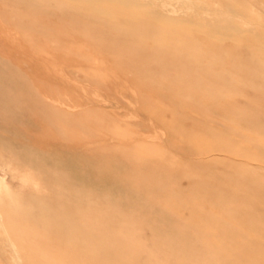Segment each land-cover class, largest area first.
Segmentation results:
<instances>
[{
	"label": "rangeland",
	"instance_id": "1",
	"mask_svg": "<svg viewBox=\"0 0 264 264\" xmlns=\"http://www.w3.org/2000/svg\"><path fill=\"white\" fill-rule=\"evenodd\" d=\"M191 1L195 4L191 9H179L157 0H0V215L18 246L29 242L45 243L40 244L45 249L62 245L61 254L71 255L74 252L65 249L69 245L66 242L80 239L82 246L95 242L99 248V242L109 250L110 254L104 250L101 255L140 254L137 258L142 264L166 259L164 254L169 252L172 262L178 256L181 262V257L189 253L192 264H264V36H256L253 42L231 36L238 26L242 32L253 33L250 25L259 23L251 16V0ZM221 3L233 8L227 6L218 15L215 12ZM197 4L202 11L194 9ZM204 8L212 11L207 15L212 18L199 17L206 15ZM259 11L264 15V9ZM228 21L232 27L206 26L213 22L230 24ZM15 37L19 41L15 42ZM222 38L232 40L223 42ZM124 87L127 90L123 92ZM143 97L149 100L145 103ZM157 111L161 113L156 114ZM148 117L154 119V129L148 126L152 124ZM158 129L162 138L157 135V141L158 137L151 133L158 134ZM128 152L133 153L131 157ZM106 154L107 162L103 160ZM48 157L59 159L54 164V159L47 160ZM121 158L127 161L122 164ZM130 163L135 168L141 165L137 170L143 172L136 171ZM126 166L133 169L132 174ZM122 168L123 172L126 170L125 177ZM117 169L122 181L133 176L134 180L126 183L134 182L136 189L134 183L124 186L116 182L121 181ZM79 182L85 187L77 185ZM101 195L114 201L109 204ZM122 195L127 197L123 199L125 203ZM42 197L48 198L44 201ZM144 200L148 202L143 206ZM142 206L149 209L144 211ZM92 207H97L93 214ZM150 208H155L156 214ZM145 215L149 217L144 219ZM69 217L79 221L76 224ZM145 223L148 231L159 230L161 237L157 232H147ZM128 225H134L138 233ZM84 227L92 232H86ZM114 232L116 237L124 235L119 236L121 242L112 236ZM145 232L149 239L144 237ZM134 237L141 238V242ZM105 238L113 244L106 243ZM167 241L180 248L173 244L169 247ZM117 248L123 250L119 252ZM36 253L55 254L50 250ZM22 255L24 264H32Z\"/></svg>",
	"mask_w": 264,
	"mask_h": 264
},
{
	"label": "bare ground",
	"instance_id": "2",
	"mask_svg": "<svg viewBox=\"0 0 264 264\" xmlns=\"http://www.w3.org/2000/svg\"><path fill=\"white\" fill-rule=\"evenodd\" d=\"M157 1H160V2H162V3H166V4H170L172 7H174V8H179V9L184 8V7H185L186 9H191V8L195 5L194 2L191 1V0H157ZM199 1H200V0H199ZM263 3H264V0H251V2H250V6H251V14H252L251 16H253L254 21H257V22H259V23H256V24H253V25H250L251 28L254 30L253 33H245V32H242V31H241V28H242V27H241V26H238V28L236 29V31L231 32V36H235V37H234L235 40H238V41H240V40H242V41H243V40H248V41H250V42H253V40H254V38H255L256 36H264V15H262V14H261L262 12L259 11V10H261V9H264ZM221 4H222V3H221ZM227 6H228L229 8H233L232 5H227ZM227 6L222 4V6H221V8L218 10V12H215V13L218 14V15H219V13H223L224 8H227ZM200 7H201V5H200V4H197V7H195L194 9H196L197 11H202V8H200ZM207 8H208V7H207ZM207 8H206V9H205V8L203 9L204 14H206V15H199V17L204 18L205 20H208L209 18H212V17L207 16L208 14H212V11H211V12H208ZM214 20H215V19H214ZM261 21H263V24H260ZM228 22H230V21H228ZM0 24H1V23H0ZM231 25H232L231 22H230V24H227V23L219 24V23H217V22H213V23L207 24L206 26L209 27V28L216 29V28H220V27H222V28H225V27H226V28H227L228 26H231ZM231 27H232V26H231ZM0 28H2V26H1ZM245 28H246V26H245ZM209 34L214 35L213 33H209ZM247 34H251V35L249 36V35H247ZM8 35H9V34H8ZM9 36H10V35H9ZM11 36H12V35H11ZM13 36H14V35H13ZM253 36H254V37H253ZM7 37H8V36H7ZM251 37H252V40H250ZM11 38H12V37H11ZM7 39H8V38H7ZM223 39H225V40H232V39L222 38V40H223ZM14 40H15V42H16V41H19L18 39L16 40V37L14 38ZM20 40H21V39H20ZM225 40H223V42H225ZM21 41H22V40H21ZM223 42H221V43H223ZM219 43H220V42H219ZM12 44H13V41H12ZM20 45H21V44H20ZM24 45H25V44H24ZM26 48H27V47H26ZM29 49H30V48H29ZM27 57H28V54H27ZM30 57H31V56H30ZM35 57H36V56H35ZM39 59H40V58H39ZM48 62H50V61H48ZM53 64H54V63H53ZM79 64H80V63H79ZM58 66H59V65H58ZM41 71H42V70H41ZM48 71H49V70H48ZM107 71L109 72V70H107ZM31 72H32V71H31ZM54 73H55V72H54ZM60 73H61V72H60ZM109 74H110V73H109ZM117 76H119V75H117ZM82 77H83V76H82ZM84 78H85V77H84ZM113 78L115 79L116 77H113ZM117 78H118V80H119L120 77H117ZM64 79H65V78H64ZM74 79H75V78H74ZM2 80H3V79H2ZM120 80H121V79H120ZM72 81H73V80H72ZM72 81H70V82H72ZM78 81H79V80H78ZM116 81H117V80H116ZM66 82H67V80H66ZM119 82H120V81H119ZM125 82H126V80H125ZM127 83H129V82H127ZM65 85H66V84H65ZM68 85H69V82H68ZM70 85H72V84H70ZM124 85L126 86V85H128V84H124ZM72 86H73V85H72ZM121 86H122V85H121ZM129 86H130V84H129ZM73 87H74V86H73ZM124 88H126V89H122V91H123V90H124V91L127 90V87H124ZM117 89H118V88H117ZM117 89H116L115 91H118ZM119 90H121V89H119ZM209 90H210V89H209ZM124 91H123V92H124ZM215 91H216V90H215ZM74 92H75V91H74ZM132 92H133V91H132ZM96 93H97V92H96ZM127 93H128V92H127ZM84 95H85V94H84ZM99 95H100V93H99ZM99 95H98V96H99ZM134 95H135V94H134ZM87 96H88V95H87ZM140 96H142V95H140ZM86 98H88V97H86ZM89 98H90V97H89ZM89 98H88V99H89ZM91 98H92V97H91ZM143 98L146 100V101L143 100L145 103L147 102V100H149L148 98H145V97H143ZM210 99H211V98H210ZM88 101H89V100H88ZM132 101H133V100H132ZM90 102H91V101H90ZM107 102H108V101H107ZM107 102H106V104H107ZM128 102H129V101H128ZM159 102H161V101H159ZM91 103H92V102H91ZM139 104H140V103H139ZM142 104H143V103H142ZM107 105H108V104H107ZM109 105H110V104H109ZM117 105H119L118 107H120V104H117ZM132 105H133V104H132ZM219 105H220V104H219ZM159 106L161 107L162 104L160 105V103H159ZM144 107H146V106H144ZM135 108L137 109L136 106H135ZM133 109H134V107H133ZM114 110H116V109H114ZM134 110H135V109H134ZM185 110H186V109H185ZM185 110H184V112H185ZM189 110H190V109H189ZM159 111H161V109H160ZM163 111H166V110H163ZM163 111H162V112H163ZM181 111H182V110H181ZM134 112H135V111H134ZM136 112H137V110H136ZM140 112H141V111H140ZM145 112H146V111H145ZM173 112H174V111H173ZM221 112H222V111H221ZM157 113H161V112H158V111H157L156 114H157ZM167 113H168V111H167ZM175 113H176V112H174L173 114H175ZM113 114H114V113H113ZM131 114H132V112H131ZM146 114H147V113H146ZM178 114H179V113H178ZM186 114H187V112H186ZM147 115H150V114H147ZM159 115H162V114H159ZM163 115H164V112H163ZM188 115H189V114H188ZM121 116H123V115H121ZM131 116H132V115H131ZM135 116L141 117L139 114H136ZM135 116H133V117H135ZM151 116H152V115H151ZM111 118H112V117H110V120H111ZM142 118H143V117H142ZM133 119H134V118H133ZM136 119H137V118H136ZM148 119H149V117H148ZM150 119H151V117H150ZM150 119H149V122L151 121L150 123H152L154 119H153V118H152L153 120H150ZM176 119H177V118H176ZM179 119H180V118H179ZM144 121L147 122L148 120H147V121L144 120ZM144 121H142V122H144ZM174 121H175V120H174ZM145 122H144V123H145ZM146 124H147V123H146ZM147 125H148V124H147ZM151 125H152V126H151ZM148 126L153 127L154 124L152 123V124H150V125H148ZM148 126H147V127H148ZM157 128H158V127H157ZM159 128H160V127H159ZM164 128L167 130L166 127H164ZM153 129H154V127H153ZM155 129H156V128H155ZM160 129H161V128H160ZM162 130H163V129H161V131H162ZM159 131H160V130L158 129V134H156V132H155V134H152V133H154V132H152L151 135H154V136L156 135V136H157V135H159V133H160ZM162 132H163V131H162ZM160 134H162V133H160ZM163 134H164V133H163ZM168 134H169V133H168ZM148 135H150V134H148ZM151 135H150V136H151ZM156 136H155V137H156ZM159 136H160V135H159ZM159 136H157V137H158V138H157V141L160 139ZM166 136H167V135H166ZM146 137H147V136H145V138H146ZM148 137H149V136H148ZM152 137H153V136H151V138H152ZM160 137L162 138V136H160ZM163 137H164V135H163ZM165 138H166V137H165ZM168 138H169V136H168ZM168 138H167V139H168ZM148 140L150 141V139H148ZM153 140H156V139L154 138ZM151 141H152V139H151ZM160 141H162V143H163V140H162V139H161ZM165 141H166V139H165ZM163 144H164V143H163ZM156 147L159 148L160 146H156ZM156 147H155V148H156ZM168 147H169V146H168ZM171 148H172V147H171ZM123 149H124V148H123ZM140 149H141V148H139V151H140ZM146 149H147V148H146ZM153 149H154V148H152V150H153ZM120 150H122V149H120ZM141 150H142V149H141ZM143 150H144V149H143ZM143 150H142V152H143ZM144 151H145V150H144ZM173 151L175 152V150H173ZM22 152H24V150H23ZM25 152H26V151H25ZM119 152H120V151H119ZM121 152H122V154H124L123 151H121ZM121 152H120L119 154H121ZM142 152H141V153H142ZM148 152H149V149H148ZM148 152H147V153H148ZM150 152H151V151H150ZM28 153H29V152H28ZM28 153H27V154H28ZM101 153H102V152H101ZM109 153H110V152H109ZM112 153L118 154L117 152H114V151H112ZM128 153H129V152H128ZM131 153H132V152H130L128 155H130ZM21 154H22V153H21ZM23 154H24V153H23ZM31 154H32V152H31ZM33 154L35 155V152H34ZM33 154H32V156H34ZM115 154H114V155H115ZM122 154H121V155H122ZM132 154H133V153H132ZM132 154H131V155H132ZM148 154L151 155L150 153H148ZM173 154H174V153H173ZM29 155H30V154H29ZM36 155H37V154H36ZM36 155H35V156H36ZM42 155H43V153H42ZM101 155H102V154H101ZM101 155H100V157H101ZM109 155H111V154H109ZM124 155H125V154H124ZM124 155H123V157H124ZM131 155H130V157H131ZM134 155L136 156V153H134ZM137 155H138V154H137ZM142 155H143V154H142ZM22 156H24V155H22ZM25 156H26V155H25ZM37 156H38V155H37ZM118 156H119V155H118ZM135 156H134V157H135ZM139 156H140V152H139ZM151 156H152V155H151ZM175 156H176V155H175ZM26 157H27V156H26ZM40 157H41V156H40ZM40 157H39V158H40ZM65 157H66V156H65ZM92 157H93V156H92ZM103 157H104V155H103ZM107 157H108V156H107V154H106V157H104L103 160H106L105 158H107ZM110 157L113 158L114 156L111 155ZM125 157H127L128 161H129L130 158H128V156H127V152H126V156H125ZM125 157H124V158H125ZM132 157H133V156H132ZM157 157H158V156H157ZM157 157H156V159H157ZM36 158H38V157H36ZM41 158L43 159V156H42ZM41 158H40V159H41ZM117 158H119V157H116V156H115V159H117ZM135 158H136V157H135ZM140 158H141V156H140ZM21 159H25V158H21ZM27 159H28V158H27ZM29 159H30V158H29ZM34 159H35V158H34ZM44 159H45V158H44ZM44 159H43V160H44ZM48 159H51V160L54 159V161L52 160L53 163H54L55 160H56V159H59V158H56V159H55V158L48 157L47 160H48ZM60 159H61V158H60ZM66 159H67V158H66ZM71 159H72V157H71ZM113 159H114V158H113ZM113 159H112V160H113ZM121 159H123V158H121ZM136 159H137V158H136ZM141 159H142V158H141ZM67 160H69V159H67ZM77 160H78V159H77ZM82 160H84V159H82ZM85 160H86V159H85ZM107 160H108V159H107ZM107 160H106V162H107ZM110 160H111V159H110ZM117 160H120V159H117ZM134 160H135V159H134ZM146 160H147V159H146ZM157 160H158V159H157ZM157 160H155V161L158 162L159 160H158V161H157ZM18 161H19V160H18ZM24 161H25V160H24ZM27 161H28V160H27ZM36 161H38V160H34V162H36ZM45 161H46V159H45ZM52 161H51V162H52ZM74 161L76 162L75 159H74ZM90 161H91V160H90ZM108 161H109V160H108ZM114 161L116 162V160H114ZM125 161H127V160H126V159H125V160L123 159V160H122V164H123V162H125ZM131 161H132V160H131ZM135 161H137V160H135ZM7 162H8V160H7ZM28 162H29V161H28ZM34 162H33V163H34ZM39 162L41 163V161H39ZM39 162H38V163H39ZM56 162H57V160H56ZM64 162H65V161H62V164H64ZM71 162H72V161H71ZM101 162H102V161H101ZM104 162H105V161H104ZM112 162H113V161H112ZM117 162H118V161H117ZM129 162H130V161H129ZM133 162H134V161H133ZM142 162H143V161H142ZM14 163H15V161H14ZM16 163H17V162H16ZM26 163H27V162H26ZM36 163H37V162H36ZM40 163H39V164H40ZM77 163H78V162H77ZM95 163H96V162H95ZM119 163L121 164V162H118V164H119ZM134 163H135V162H134ZM148 163H149V162H148ZM22 164H23V163H22ZM22 164H21V166H22ZM31 164H32V163H31V161H30V165H31ZM45 164H46V163H45ZM45 164H44V165H45ZM54 164H55V163H54ZM65 164H66V163H65ZM90 164H92V163H90ZM102 164H103V163H102ZM110 164H111V161H110ZM120 164H119V165H120ZM126 164H127V163H126ZM126 164H124V165H126ZM140 164H141V162H140ZM142 164H143V163H142ZM142 164H141V165H142ZM158 164H159V163H158ZM162 164H163V162H162ZM17 165H18V164H17ZM25 165H26V164H25ZM40 165H41V164H40ZM42 165H43V163H42ZM66 165H67V164H66ZM75 165H76V164H75ZM79 165H80V163H79ZM124 165H123V167H124ZM130 165H131V163H130ZM134 165H135V164H133V166H134ZM136 165H137V162H136ZM141 165H140V166H141ZM143 165H145V164H143ZM19 166H20V165H19ZM31 166H32V165H31ZM33 166H35V165H33ZM37 166H39V165H37ZM37 166H35V167H37ZM47 166H48V165H47ZM59 166H60V165H59ZM64 166H65V165H64ZM69 166H70V165H69ZM69 166H68V167L66 166V168L71 169ZM91 166H92V165H91ZM93 166H94V164H93ZM93 166H92V168H93ZM95 166L97 167V165H95ZM100 166H101V165H100ZM108 166H109V164H108ZM113 166H114V165L112 164V167H113ZM128 166H129V165H128ZM128 166H126V167H127V171H129V172L132 174V172H131V171H133L132 168H135V167H133V166L131 165L132 168H129ZM140 166L138 165L137 168H139ZM29 167H30V166H29ZM35 167H34V168H35ZM39 167H40V166H39ZM41 167H42V166H41ZM44 167H45V166H44ZM49 167H50V166H49ZM52 167H53V166H52ZM102 167H103V166H102ZM110 167H111V166H109V168H110ZM114 167H116V164H115ZM114 167H113V168H114ZM120 167H122V166L120 165ZM147 167H149V166H147ZM15 168H16V167H15ZM19 168L23 169V167H19ZM32 168H33V167H32ZM42 168H43V167H42ZM90 168H91V167H90ZM90 168H89V169H90ZM116 168H117V167H116ZM137 168H135L136 171H138V170L140 169V168H139V169L137 170ZM149 168H150V167H149ZM149 168H148V169H149ZM51 169H52V168H51ZM58 169H61V167H59ZM100 169H101V168H100ZM102 169H103V168H102ZM118 169H119V167H118ZM118 169H117V171H118ZM125 169H126V168H125ZM129 169H130V170H129ZM141 169H143V168H141ZM151 169H152V168H151ZM151 169H149V170H151ZM19 170H20V169H19ZM37 170H40V169H37ZM37 170H36V171H37ZM42 170H43V169H42ZM44 170H45V168H44ZM53 170H54V169H53ZM62 170H63V169H62ZM84 170H85V169H84ZM84 170H82V172H83ZM95 170H97V168H96ZM113 170H115V169H113ZM120 170H121V168H120ZM120 170H119V171H120ZM146 170H147V168H146ZM34 171H35V170H34ZM45 171H47V168H46ZM59 171H60L61 173H64V172H62L61 170H59ZM102 171H103V170H102ZM119 171H118V173H119ZM139 171H140V173L143 172V170H139ZM50 172H51V171H50ZM56 172H57V171H56ZM69 172H70V171H69ZM69 172H68V173H69ZM91 172H92V171H91ZM93 172H94V171H93ZM98 172H100V171H98ZM105 172H107V173H111L112 170H111V172H110V170H109V172H108V170L105 171ZM105 172H104V173H105ZM129 172H128L127 174H129ZM145 172H147L146 174H148L149 171H145ZM38 173H39V172H38ZM45 173H46V172H45ZM47 173H49V172H47ZM47 173H46V175H48ZM57 173H58V172H57ZM61 173H60V174H61ZM65 173H66V169H65ZM68 173L66 174L67 176H68ZM73 173H74V172H73ZM87 173H88V170H87ZM89 173H90V172H89ZM116 173H117V172H116ZM118 173H117V174H118ZM120 173H121V172H120ZM120 173H119V174H120ZM123 173H124V174H123ZM134 173H135V172H134ZM140 173H139V175H141V177H140V176H139V177L142 178V174H140ZM50 174H51V173H50ZM79 174H80V173H79ZM96 174H97V173H96ZM96 174L94 173L95 176H96ZM119 174H118V175H119ZM122 174L124 175V177L126 176V170H125V172H123V168H122ZM74 175H75V174H74ZM74 175H72L71 177H75ZM81 175H83V174H81ZM85 175H86L85 177L88 176L87 174H85ZM100 175H101V174H100ZM114 175H116L115 172H114ZM118 175H117V176H118ZM133 175H134V174H133ZM135 175H136V174H135ZM150 175H151V174H150ZM154 175H156V174H154ZM28 176H29V175H28ZM28 176H27V178H28V179H31V178H29ZM53 176H55V175H53ZM56 176L58 177V175H56ZM56 176H55V177H56ZM91 176L93 177V175H91ZM105 176H107V174H106ZM112 176H113V174L111 175V178H112ZM120 176H121V174L119 175V178L121 179V181L119 180V181H116V182H122L121 184H123L124 186H125L126 184H127L126 186H129L128 184L132 183V181L134 180V178L131 179V178L133 177V176H131V178H130V177H129V178H130L132 181H130L129 183H126V182H127L126 180L129 181L130 179H128V178L126 179V178H125V180L123 179V181H125V184H124L123 181H122V178H123V177L121 176V177H122V178H121ZM127 176H129V175H127ZM44 177H45V176H44ZM44 177H43V178H44ZM69 177H70V176H69ZM92 177H91V180L94 181L95 179L93 180ZM134 177H136V176H134ZM152 177H154V176H152ZM25 178H26V177H25ZM37 178H38V177H37ZM93 178H94V177H93ZM117 178H118V177H117ZM162 178H163V177H162ZM59 179H60V178H59ZM62 179H63V178H62ZM81 179H82V178H81ZM86 179H87V178H86ZM88 179H89V178H88ZM98 179L100 180V178H98ZM101 179H102V178H101ZM137 179H139V178H137ZM137 179H135V180H137ZM155 179H156V178H155ZM68 180H69V182H70V180H73V179H68ZM109 180H110V178H109ZM29 181H30V180H29ZM32 181H33V180H32ZM53 181H54V180H53ZM75 181H76V180H75ZM77 181H78V179H77ZM77 181H76V182H77ZM80 181H81V180H80ZM83 181H84V180H83ZM85 181H86V180H85ZM87 181H88V180H87ZM95 181H96V180H95ZM97 181H98V180H97ZM110 181H112V179H111ZM110 181H109V182H110ZM27 182H28V181H27ZM34 182H35V181H34ZM34 182H33V183H34ZM55 182H56V181H55ZM73 182H74V181H73ZM102 182H106V181L103 180ZM138 182H140V181H138ZM35 183H36V182H35ZM39 183H40V182H38V184H39ZM74 183H75V182H74ZM80 183H81V182L77 183V185L80 184ZM82 183H83V182H82ZM89 183H90L91 186H93V185L91 184V182H90V179H89ZM98 183H99V182H98ZM112 183H113V182H112ZM112 183L110 184L111 186H112ZM133 183H134V182H133ZM133 183H132V184H133ZM136 183H137V182H136ZM30 184H32V183H30ZM41 184H42V183H41ZM69 184H70V183H69ZM71 184H72V183H71ZM83 184H84V183H83ZM83 184H82V185L80 184L82 188H83V186L85 187V185H83ZM93 184H94V183H93ZM103 184H105V183H102V185H103ZM114 184H115V183H114ZM114 184H113V185H114ZM116 184H117V183H116ZM138 184H139V183H138ZM33 185H34V184H32V186H33ZM36 185H37V184H36ZM39 185H40V184H39ZM43 185H44V184H43ZM73 185H75V184H73ZM80 185H79V186H80ZM87 185H88V184H87ZM133 185H134V187H133V186H132V187H133L134 189H136V188H135V187H136V186H135V183H134ZM95 186H96V185H95ZM99 186H100V185H99ZM104 186H106V185H104ZM114 186H115V185H114ZM130 186H131V184H130ZM33 187H34V186H33ZM33 187H32V188H33ZM35 187H36V186H35ZM39 187H41V186H39ZM54 187H55V186H54ZM54 187H52V188L54 189ZM76 187H77V186H76ZM138 187H139V186H137V190H138ZM143 187H144V185L142 186V188H143ZM43 188H44V186H43ZM82 188H80V189H82ZM105 188H106V187H105ZM109 188H110V187H109ZM115 188H116V187H115ZM119 188H120V187H119ZM130 188H131V187H130ZM133 188H132V190H133ZM139 188H140V187H139ZM30 189H31V188H30ZM33 189H34V188H33ZM56 189H57V188H56ZM107 189H108V188H107ZM124 189H126V188L124 187ZM37 190H38V188H37ZM41 190H42V188H41ZM41 190H40V191H41ZM47 190H48V188H47ZM47 190H46V191H47ZM85 190H86V188H85ZM89 190H90V189H89ZM104 190H105V189H104ZM112 190L114 191V189H112ZM118 190H119V189H118ZM129 190H130V189H129ZM129 190H124V191L126 192V191H129ZM30 191H32V190H30ZM40 191H39V192H40ZM42 191H44V190H42ZM42 191H41V192H42ZM46 191H45V192H46ZM51 191H52V190H51ZM86 191H87V190H86ZM97 191H98V190H97ZM119 191H120V190H119ZM119 191L116 192V193H119V194H120ZM141 191H142V190H141ZM89 192H90V191H89ZM105 192H107V191L105 190ZM108 192H110V190H109ZM32 193H33V192H32ZM59 193H60V192H59ZM85 193H86V192H85ZM87 193H88V192H87ZM112 193H113V192H112ZM116 193H115V194H116ZM121 193H122V192H121ZM123 193H124V192H123ZM126 193H127V192H126ZM129 193H130V191H129ZM132 193H133V192H132ZM134 193H135V192H134ZM139 193H140V192H139ZM142 193H143V192H142ZM142 193H141V195H142ZM146 193H148L147 190H146ZM146 193H145V192L143 193V194H144V195H142L143 198H144V196L146 197V195H145ZM150 193H151V192H150ZM30 194H31V193H30ZM41 194H42V193H41ZM46 194H47V193H46ZM68 194H69V193H68ZM102 194H103V192H102ZM104 194H105V193H104ZM127 194H128V193H127ZM130 194H131V193H130ZM151 194H152V193H151ZM26 195H28V193H27ZM31 195H32V194H31ZM35 195H36V194H35ZM39 195H40V194H39ZM50 195H54V194L50 193ZM66 195H67V194H66ZM72 195H73V194H72ZM74 195H75V194H74ZM77 195H78V194H77ZM82 195H83V194H82ZM108 195H109V193H108ZM113 195H114V194H113ZM117 195H118V194H117ZM125 195H126V194H125ZM125 195H122V197H121V198H122V200H121L122 202H124V201H123L124 198H127V197H124V198H123V196H125ZM132 195H133V197H134L135 194H132ZM136 195H137V194H136ZM141 195H140V196H141ZM152 195H153V194H152ZM32 196L34 197V195H32ZM32 196H30V197H32ZM75 196H76V195H75ZM87 196H88V197H91V196H89V194H88ZM101 196H102V195H101ZM120 196H121V195H120ZM127 196H129V195H127ZM33 197H32V198H33ZM36 197H37V195H36ZM36 197H35V198H36ZM52 197H54V196H52ZM98 197H99V196H98ZM102 197H103V196H102ZM102 197H100V198H102ZM109 197H110V195H109ZM113 197H114V196H113ZM113 197H112V198H113ZM115 197H117V196L115 195ZM115 197H114V199H115ZM131 197H132V196H131ZM133 197H132V199L135 200ZM136 197H138V195H137ZM155 197H156L157 200H158V197H157L156 195H155ZM155 197H154V198H155ZM32 198H31V199H32ZM37 198H38V197H37ZM47 198H48V197H47ZM47 198L45 197V199H47ZM49 198H50V197H49ZM61 198H62V197H61ZM76 198H77V196H76ZM76 198H75V199H76ZM78 198H79V200H80V197H78ZM85 198H86V197L84 196V198H82V200L85 199ZM103 198H107V197H103ZM117 198L119 199L120 197H117ZM117 198H116V199H117ZM129 198H130V196H129ZM141 198H142V197H141ZM141 198H140V201H141ZM45 199L42 197V200L45 201ZM51 199H52V198H51ZM54 199H55V198H54ZM57 199H59V198H57ZM92 199H93V198H92ZM97 199H98V198H97ZM108 199H109V200H108ZM116 199H115V200H116ZM132 199H131L130 201H132ZM145 199H146V198H145ZM147 199H148V198H147ZM55 200H56V199H55ZM98 200H99V199H98ZM105 200H106V199H104V201H105ZM110 200H111V201H114L113 199H110V198H107L106 201L109 202V204H110ZM119 200H120V199H119ZM124 200H125V199H124ZM138 200H139V199H138ZM40 201H41V200H40ZM52 201H53V200H52ZM58 201H59V200H58ZM94 201H95V200H94ZM96 201H97V200H96ZM99 201H100V202H103V201H101V200H99ZM126 201L128 202V200H126ZM149 201H150V200H149ZM46 202H47V201H46ZM49 202H50V201H49ZM82 202H83V201H82ZM88 202H89V201H88ZM107 202H106V203H107ZM132 202H134V201H132ZM132 202H130V203H132ZM136 202H137V201H136ZM147 202H148V201L146 200V203H147ZM151 202H152V201H151ZM16 203H17V202H16ZM35 203H36V201H35ZM63 203H64V202H63ZM71 203H72V202H71ZM75 203H76V202H75ZM92 203H93V202H92ZM124 203H125V202H124ZM146 203H145V200H144L143 204H141V205L144 206ZM12 204H13V203H12ZM42 204H43V203H42ZM45 204H46V203H45ZM50 204H51V202H50ZM50 204L48 203V205H50ZM53 204H54V202H53ZM59 204H60V203H59ZM69 204H70V203H69ZM76 204H77V203H76ZM81 204H82V203H81ZM85 204H86V203H85ZM97 204L99 205V203H97ZM104 204H105V203H104ZM116 204H117V203H116ZM120 204H121V203H119V205H120ZM137 204H138V202H137ZM14 205H15V204H14ZM14 205H13V206H14ZM46 205H47V204H46ZM94 205H95V202H94ZM98 205H96V206H98ZM121 205H122V204H121ZM125 205H126V204H124V208H125ZM138 205H139V204H138ZM151 205H152V204H151ZM60 206H61V205H60ZM69 206H70V205H69ZM69 206H68V207H69ZM75 206H76V205H75ZM100 206H101V205H100ZM100 206H99V208H100ZM105 206H106V204H105ZM117 206H118V205H117ZM122 206H123V205H122ZM133 206H135V205H133ZM143 206L140 207V208L143 209L144 211H147V209H149V208H146V210H145V207H146V206H145L144 208H143ZM149 206H150V205L148 204L147 207H149ZM51 207H52V206H51ZM55 207H56V206H55ZM55 207H54V208H55ZM57 207H58V206H57ZM64 207H65V206H64ZM83 207H85V206H83ZM102 207H104V206H102ZM102 207H101V208H102ZM127 207H128V206H127ZM152 207H153V206H152ZM47 208H48V207H47ZM52 208H53V207H52ZM73 208H75V207L73 206ZM92 208H93V207H92ZM99 208H98V209H99ZM132 208H133V207H132ZM135 208H136V207H135ZM138 208H139V207H138ZM140 208H139V209H140ZM156 208H158V207H156ZM79 209H80V208H79ZM96 209H97V207H96L95 209L93 208V212H91V213L93 214V213H94V210H96ZM107 209H109V208H107ZM126 209H128V208H125V210H126ZM150 209H151V208H150ZM15 210H16V209H15ZM41 210H42V209H41ZM59 210H60V209H59ZM59 210H58V211H59ZM74 210H75V209H74ZM76 210H78V208H77ZM76 210H75V211H76ZM81 210H82V209H81ZM85 210H86V209H85ZM89 210L91 211V209H89ZM100 210H101V209H100ZM105 210H106V209H105ZM131 210H135V209H131ZM131 210H130V211H131ZM154 210H155L154 214H156V209L154 208ZM154 210H153V208L151 209V211H154ZM52 211H53V209H52ZM56 211H57V210H56ZM65 211H66V210H65ZM70 211H71V210H70ZM87 211H88V210H87ZM98 211H99V210H97V212H98ZM109 211H110V209L108 210V213H109ZM126 211H127V210H126ZM126 211H125V212H126ZM130 211H128V212H130ZM148 211H149V210H148ZM63 212H64V211H63ZM78 212L80 213L81 211H78ZM110 212H111V211H110ZM112 212H113V211H112ZM136 212H137V211H136ZM141 212H142V211H140V214H141ZM157 212H159V211L157 210ZM70 213L73 214L72 211H71ZM70 213H69V214H70ZM75 213H76V212H75ZM75 213H74L73 215H75ZM82 213H84V212H82ZM82 213H80V214H82ZM85 213H86V212H85ZM98 213H99V212H98ZM98 213H97V214H98ZM102 213H103V212H102ZM132 213H133V212H131V214H132ZM150 213H151V212H150ZM162 213H163V212H162ZM162 213H161V214H162ZM41 214H42V213H41ZM53 214H54V213H53ZM57 214L59 215V213H57ZM62 214H63V213H62ZM67 214H68V212H67ZM87 214H90V213H87ZM100 214H101V213H100ZM100 214H99V215H100ZM103 214H104V213H103ZM103 214H102V215H103ZM110 214H111V213H110ZM112 214H113V213H112ZM138 214H139V213H138ZM138 214H137V215H138ZM143 214H144V213H143ZM143 214H142V215H143ZM145 214H146V212H145ZM161 214H157V215L160 216ZM163 214H164V213H163ZM163 214H162L161 216H163ZM63 215H65V213H64ZM84 215H85V214H84ZM95 215H96V212H95ZM99 215H98V216H99ZM107 215H109V214H107ZM132 215H134V214H132ZM132 215H131V216H132ZM148 215L150 216L149 213H148ZM152 215H153V214H152ZM165 215H167V214L165 213ZM35 216H36V215H35ZM53 216H54V215H53ZM53 216H52V217H53ZM55 216H56V215H55ZM67 216H69V215H67ZM79 216H80V215H79ZM79 216H78V218H79ZM87 216H88V215H87ZM87 216H85V217H87ZM146 216H147V215L144 216V219H145ZM149 216H147V217H149ZM58 217H60V216H58ZM72 217H73V216H72ZM85 217H84V218H85ZM88 217H89V216H88ZM91 217H93V215H91ZM100 217H101V216H100ZM114 217H115V216H114ZM116 217H117V216H116ZM122 217H124V216H122ZM128 217H129V216H128ZM128 217H127V218H128ZM133 217H134V216H133ZM133 217H132V218H133ZM136 217H137V216H136ZM140 217H141V216H140ZM140 217H139V218H140ZM163 217H164V216H163ZM166 217H167V216H166ZM2 218H3V216L0 215V264H24V263H23V259H22V258H23V257H22V256H23L22 254H25V257L28 258V259H27V262H31L32 264H142L141 260L137 258V256H139L140 254H139V255H138V254L135 255L134 253H133V254H127V253H126V255H125V254H123V255L121 254L120 257H118V254H117V257H116V256H115V257H112L113 255H112V256H111V255L108 256V255H104V254L101 255L100 252H103L104 250L107 251L108 249H107V248L105 249L104 247L102 248L101 245H99V242H98V244H97V245L99 246V248L96 247L95 242H94V244L92 243L93 245L90 243L91 246H90V245L87 246V245H86L87 243H84V245H86V246H82V245L79 244L80 239H79V242H73V243H71L70 241H69V242H66V243H68L69 245H68L67 248H65V247H64V248H65L67 251L74 252V254H71V255H69V253H67V252H66L67 255H63V254H61V251H63V250H61V248H62L61 246H62V245H59L60 247H57V246L55 245L56 248H55V247H52V246L50 247V246L48 245L50 249H49L48 247H46L47 245H45V247H46V249H45L44 247L40 246V244H42V243H39V242H36V243H30V242H29V244H27V245H19V246H18V245H17V242H15L14 240H12V238L10 237L9 232H8V230H7V226L1 222V221H2ZM63 218L65 219V217H63ZM69 218H70V217H69ZM76 218H77V216H76ZM96 218H99V217H96ZM106 218H107V217H106ZM112 218H113V217H112ZM134 218H135V217H134ZM139 218H137V219L139 220ZM152 218H153V217H152ZM160 218H161V217H160ZM73 219L75 220V217H74V218H70V220H73ZM79 219L82 220V216H81ZM85 219H86V218H85ZM92 219H93V218H92ZM142 219H143V218H142ZM142 219H141V220H142ZM158 219H159V218H158ZM57 220H58V219H57ZM57 220H54V222L57 221ZM65 220H68V218L65 219ZM76 220L79 221L78 219H76ZM76 220H75V222H76V224H77V221H76ZM83 220H84V219H83ZM89 220H90V219H89ZM119 220H120V219H119ZM141 220H139V221H141ZM146 220H147V219H146ZM146 220H144V221L146 222ZM153 220H155V217H154ZM61 221H62V219H61ZM87 221H88V220H87ZM93 221H94V220H93ZM105 221H107V219L104 220V222H105ZM124 221H125V220H124ZM133 221H134V220H133ZM149 221H150V220H149ZM67 222H68V221H67ZM72 222H73V221H72ZM81 222H82V221H81ZM83 222H86V220L83 221ZM83 222H82V223H83ZM99 222H100V221H99ZM99 222H98V223H99ZM118 222H119V221H117V223H118ZM136 222H137V221H136ZM151 222L155 224L156 221L153 222V221L151 220ZM151 222H148V223H151ZM60 223H61V222H60ZM64 223H65V222H64ZM96 223H97V222H96ZM101 223H103V222H101ZM137 223H138V222H137ZM139 223H140V222H139ZM61 224H62V223H61ZM84 224H85V223H84ZM119 224H120V223H119ZM121 224L123 225V222H122ZM126 224H127V223H126ZM86 225H87V223H86ZM89 225H90V224H89ZM130 225H131V223H130ZM137 225H138V224H137ZM145 225L147 226V232H150V229H149V231H148V226H149V225H147L146 223H145ZM145 225L143 224L144 227H145ZM65 226H66V225H65ZM105 226H106V225H105ZM118 226H119V225H118ZM128 226H129V225H128ZM135 226H136V225H135ZM138 226H139V225H138ZM143 226H142V227H143ZM59 227H60V225H59ZM85 227H86V226H85ZM85 227H84V228H85ZM96 227H98V225H97ZM99 227H100V226H99ZM99 227H98V228H99ZM101 227H102V226H101ZM101 227H100V229H101ZM120 227H121V225H120ZM129 227H131V226H129ZM157 227L159 228L160 226L157 225ZM77 228H78V227H77ZM84 228H83V229H84ZM88 228H90V227H88ZM102 228H104V227H102ZM131 228H132V227H131ZM133 228H135V229H133ZM133 228H132L133 230H136V231H137V229H136V227H134V225H133ZM145 228H146V227H145ZM60 229H61V228H60ZM85 229L87 230L86 232H88V231H89V232H92V231H90V230L87 229V228H85ZM91 229H92V228H91ZM107 229H108V228H107ZM119 229H120V228H119ZM122 229H123V227H122ZM132 229H131V231H132ZM138 229H139V228H138ZM56 230H57V229H56ZM128 230H129V228H128ZM151 230H152V228H151ZM153 230H156V229L154 228ZM61 231H63V228H62ZM96 231H97V230H96ZM119 231H120V230H119ZM140 231H141V229H140ZM140 231H139V232H140ZM145 231H146V230H145ZM64 232H65V229H64ZM66 232H68V231H66ZM69 232H70V231H69ZM69 232H68V233H69ZM72 232H73V231H72ZM86 232H85V233H86ZM103 232H104V231H103ZM109 232H110V231H109ZM112 232H113V231H112ZM122 232H123V230H122ZM132 232H133V231H132ZM143 232H144V231H143ZM147 232H145L146 234L144 235V237L146 236V238H148L147 236H148V234H149V233H147ZM154 232H157V233L159 234V230H157V231H153V232H150V233L152 234V233H154ZM97 233H99V232H97ZM97 233H96V234H97ZM126 233H127V232H126ZM137 233H138V231H137ZM140 233H141V232H140ZM176 233H177V232H176ZM73 234H74V233H73ZM76 234H77V233H75V235H76ZM87 234H88V233H87ZM92 234H93V233H92ZM111 234H112V233H111ZM117 234H118V233H117ZM121 234H122V233H121ZM134 234H136V233L134 232ZM143 234H144V233H143ZM143 234H142V235H143ZM151 234H150V235H151ZM171 234H172V232H171ZM173 234H174V233H173ZM14 235H16V234H14ZM41 235H42V234H41ZM66 235H67V234H66ZM100 235L102 236L101 233H100ZM109 235H110V234H109ZM118 235H119V236H122V235H120V234H118ZM128 235H129V233H128ZM159 235H160V234H159ZM164 235H167V234L165 233ZM168 235H170V234H168ZM174 235H175V234H174ZM176 235L178 236V234H176ZM73 236H74V235H73ZM82 236H83V235H82ZM84 236H85V235H84ZM90 236H91V235H90ZM90 236H89V237H90ZM93 236H95V235H93ZM104 236H105V234H104ZM110 236H111V235H110ZM112 236H115V232H114V234H113ZM119 236H117V237L115 236V240L120 241V240H119V239H120ZM123 236H124V235H123ZM123 236H122V237H123ZM126 236H127V235H126ZM136 236H137V235H136ZM180 236H181V235H180ZM77 237H78V235H77ZM85 237H86V236H85ZM95 237H96V236H95ZM97 237H99V236H97ZM102 237H103V236H102ZM107 237H108V236H107ZM138 237H139V235H138ZM149 237H152V236H149ZM160 237H161V235H160ZM163 237H164V236H163ZM172 237H173V236H172ZM172 237H171V238H172ZM174 237H175V236H174ZM174 237H173V241L176 239V238L174 239ZM178 237H179V236H178ZM73 238H74V237H73ZM87 238H88V237H87ZM91 238H92V236H91ZM91 238H90V239H91ZM117 238H118V239H117ZM129 238H130V237H129ZM165 238H166V237H165ZM171 238L169 237L168 239H171ZM181 238H182V237H181ZM75 239H76V238H75ZM100 239H101V238H100ZM102 239H103V238H102ZM102 239H101V241L104 240V239H103V240H102ZM107 239H108V238H107ZM126 239H128V237H127ZM134 239H135V241H137L139 238L137 239V237H136V238L134 237ZM136 239H137V240H136ZM140 239H141V238H140ZM140 239H139V242H141ZM148 239H149V238H148ZM148 239H147V240H148ZM150 239H151V238H150ZM153 239H155V237H154ZM50 240H52V239H50ZM55 240H57V239H55ZM55 240H54V241H55ZM58 240H59V239H58ZM84 240H85V239H84ZM86 240H87V239H86ZM91 240H93V239H91ZM94 240H95V239H94ZM96 240H97V239H96ZM105 240H106V238H105ZM109 240H110V239H109ZM145 240H146V239H145ZM26 241H27V240H26ZM73 241H74V240H73ZM82 241H83V240H82ZM88 241H89V240H88ZM98 241H99V240H98ZM101 241H100V242H101ZM106 241H107V240H106ZM106 241H105V242H106ZM111 241L113 242L114 240H111ZM118 241H117V242H118ZM125 241H126V240H125ZM125 241H124V242H125ZM135 241H134V242H135ZM143 241H144V239H143ZM143 241H142V242H143ZM149 241H150V240H149ZM149 241H147V242H149ZM171 241H172V240H171ZM173 241H172V242H173ZM27 242H28V241H27ZM34 242H35V241H34ZM85 242H86V241H85ZM108 242H109V241H107L106 243H108ZM120 242H121V241H120ZM126 242H127V241H126ZM126 242H125V243H126ZM128 242L132 243V240H131V241L128 240ZM144 242H145V241H144ZM154 242H156V240H155ZM154 242H153V243H154ZM157 242H158V241H157ZM157 242H156V243H157ZM160 242L163 243V241H161V240H160ZM160 242H159V243H160ZM175 242H176V241H175ZM177 242H178V241H177ZM179 242H180V241H179ZM49 243H50V242H49ZM61 243H62V242H61ZM61 243H59V244H61ZM109 243H111V242H109ZM115 243H116V242H115ZM125 243H124V244H125ZM145 243H146V242H145ZM145 243H144V244H145ZM149 243H150V242H149ZM161 243H160V244H161ZM43 244H45V243H43ZM43 244H42V245H43ZM63 244H64V243H63ZM103 244H104V241H103ZM111 244H113V243H111ZM117 244H119V243H117ZM135 244H136V243H135ZM163 244H164V243H163ZM167 244H168L169 247H170L173 243H172V244L170 243V244H171V245H170V244L168 243V241H167ZM167 244H165V246H166ZM175 244H177V243H175ZM180 244H181V243H180ZM31 245H32L33 247H32ZM125 245H126V244H125ZM125 245H123V246H125ZM128 245H129V244H128ZM133 245H134V243H133ZM153 245H154V244H153ZM153 245H152V242H151V246H153ZM173 245H174V244H173ZM178 245H179V244H178ZM178 245H176V246L174 245V246L177 247ZM64 246H65V245H64ZM107 246H109V245L106 244L105 247H107ZM113 246H114V245H113ZM116 246H117V245H116ZM121 246H122V245H121ZM146 246H148V245H146ZM160 246H161V245H160ZM100 247H101L102 249H101ZM156 247H157L159 250L163 251L162 249H163L164 247L161 246V247H162V249H161V248H159L158 246H155V249H157ZM178 247L180 248V246H178ZM108 248H109V247H108ZM125 248H127V247H125ZM125 248H124V251L126 250ZM137 248H138V250H139V247H137ZM145 248H146V247H145ZM153 248H154V247H152V249H153ZM62 249H63V248H62ZM65 249H64V250H65ZM150 249H151V248H150ZM173 249H175V248H173ZM186 249H187V248H186ZM44 250H48V251L50 250L51 252L54 251L55 254H46V255H42L41 253H39V255H37L38 252L36 253V251H44ZM66 250H65V251H66ZM110 250H111V249H110ZM112 250L114 251L113 248H112ZM116 250L119 251V252H121L123 249L117 248ZM116 250H115V251H116ZM127 250H129V249H127ZM144 250H145V249H144ZM153 250H154V249H153ZM153 250H152V251H153ZM166 250H167V248H166ZM166 250H165V251H166ZM170 250H171V248H170ZM178 250H179L178 252H180L181 249H178ZM31 251L35 252V253H36V256H34V255H29L28 253L31 252ZM131 251H132V250H131ZM139 251H140V250H139ZM148 251H149V250H148ZM167 251H168V250H167ZM172 251H173V250H172ZM188 251H192V249H189ZM27 252H28V253H27ZM83 252H90V253L93 252V253H92V254H89V255H84V254H82ZM98 252H99V253H98ZM134 252H135V251H134ZM141 252H143V251L141 250ZM144 252L147 253V250H145ZM150 252H151V251H150ZM154 252H155V250H154ZM159 252H160V251H159ZM173 252H174V251H173ZM178 252H177V253H178ZM103 253H104V252H103ZM129 253H132V252H129ZM156 253H158V251H157ZM164 253H165V252H164ZM171 253H172V252H171ZM190 253H191V252H190ZM40 254H41V255H40ZM105 254H106V253H105ZM107 254H110V253H109V250H108ZM143 254H144V253H143ZM143 254H142V255H143ZM151 254H153V253L151 252ZM159 254H160V253H159ZM144 255H145V254H144ZM144 255H143V256H144ZM147 255H148V254H147ZM155 255H156V254H155ZM164 255L167 256L166 259H163V260H161V261H159V262H156V261H155V263H151V262H152V261H151L150 263L148 262V263H146V264H176V263L178 262V260H177L178 257H180V256L177 257V256L175 255V253H174V255H175V257H177V259L174 260V262H172V261H170V259L168 258V257H169L168 255H170V252H169V254L166 253V254H164ZM177 255H179V254H177ZM181 255H182V254H181ZM190 255H191V254H190ZM190 255H189V253H188V256H186V257H184V258L181 257V262H178L177 264H192V262H191V256H190ZM171 256H173V255H171ZM184 256H185V255H184ZM151 257H153V256H151ZM155 257H157V256H155ZM153 258H154V257H153ZM149 259H150V258H149ZM149 259H148V260H149ZM174 259H175V258H174ZM145 260H147V258H146ZM155 260H156V259H155ZM158 260H159V259H158ZM179 260H180V258H179ZM176 261H177V262H176ZM146 262H147V261H146ZM153 262H154V261H153ZM144 264H145V261H144Z\"/></svg>",
	"mask_w": 264,
	"mask_h": 264
}]
</instances>
